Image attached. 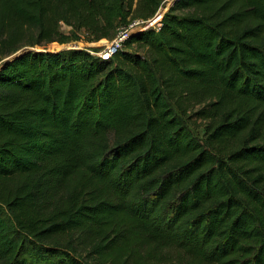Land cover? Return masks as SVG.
I'll return each instance as SVG.
<instances>
[{
	"label": "trees",
	"instance_id": "trees-1",
	"mask_svg": "<svg viewBox=\"0 0 264 264\" xmlns=\"http://www.w3.org/2000/svg\"><path fill=\"white\" fill-rule=\"evenodd\" d=\"M163 1L0 0V264H264V0L7 58Z\"/></svg>",
	"mask_w": 264,
	"mask_h": 264
},
{
	"label": "rangeland",
	"instance_id": "rangeland-1",
	"mask_svg": "<svg viewBox=\"0 0 264 264\" xmlns=\"http://www.w3.org/2000/svg\"><path fill=\"white\" fill-rule=\"evenodd\" d=\"M172 1L173 0H164L162 2L159 9L157 10V12L160 11V15H158L159 17H157L155 21H150V20L151 19L154 20L153 18L155 17L157 12L149 19L146 20L137 19L135 21L133 20L132 22H129L127 25L124 24L120 25V27L114 30L113 35L111 37H104L101 38L100 40H96L93 39L92 34L86 31L85 29H75L73 26L60 22L59 23L60 31L63 34L70 35L71 38L66 39L64 42L55 40L52 42L43 43L41 45L39 44H36L34 46L25 45L22 48L27 47L28 50L37 49V50H48V51H58L64 48H85L98 56H101L103 58H109L104 55L107 48L111 46L112 43L122 44L126 38H123L124 40L122 39L123 40L122 41L121 35L125 33L127 30L129 32L128 33L129 35L131 32L137 29H146V28L158 29L161 25V19L163 18L164 14L168 11V7H170L173 4ZM141 49L142 48H140V50ZM205 125H206V120H201V119H197L196 124L192 125L193 131L198 138H203L205 136Z\"/></svg>",
	"mask_w": 264,
	"mask_h": 264
},
{
	"label": "built area",
	"instance_id": "built-area-1",
	"mask_svg": "<svg viewBox=\"0 0 264 264\" xmlns=\"http://www.w3.org/2000/svg\"><path fill=\"white\" fill-rule=\"evenodd\" d=\"M158 15H160V14H157V13H156L155 17L153 18L154 20L151 19L150 21H155L156 18L159 17ZM135 20H137V19H135ZM135 20H134V21H135ZM142 20H143V19H142ZM132 26H133V25H132ZM129 28H130V27H129ZM129 28H128V29H129ZM128 33H129L128 30H127L125 33H123V34L121 35L122 38L120 37L121 40H122L123 38H127ZM119 40H120V39H119ZM123 40H124V39H123ZM123 40H122V41H123ZM120 46H121V44H119V43H112L111 46H109V47L107 48V50H106V52H105L104 55L107 56V57H110V56H111V55L117 50V48L120 47Z\"/></svg>",
	"mask_w": 264,
	"mask_h": 264
},
{
	"label": "water",
	"instance_id": "water-1",
	"mask_svg": "<svg viewBox=\"0 0 264 264\" xmlns=\"http://www.w3.org/2000/svg\"><path fill=\"white\" fill-rule=\"evenodd\" d=\"M174 1H175V0H173L172 3H174ZM169 8H170V7H168V10H169ZM157 14H160V11H158ZM25 49H27V47L18 50L16 53H14L13 55H11V56H9V57H7V58H11L12 56H17V55H19V54H21Z\"/></svg>",
	"mask_w": 264,
	"mask_h": 264
}]
</instances>
